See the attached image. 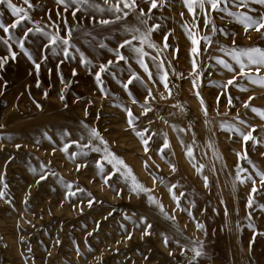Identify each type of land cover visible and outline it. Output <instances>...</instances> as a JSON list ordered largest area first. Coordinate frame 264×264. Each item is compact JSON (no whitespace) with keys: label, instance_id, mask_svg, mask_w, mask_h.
<instances>
[{"label":"rangeland","instance_id":"obj_1","mask_svg":"<svg viewBox=\"0 0 264 264\" xmlns=\"http://www.w3.org/2000/svg\"><path fill=\"white\" fill-rule=\"evenodd\" d=\"M68 2L72 6L65 12L57 0H31V8L25 0H13L29 12L31 21L50 32L54 29L48 27L49 15L58 24L66 18L68 26H74L67 57L59 48L55 53L50 45L45 49L47 39L40 33L25 37V30L34 26L29 20L10 28L9 33L0 29V58L4 59V67L0 68V189L5 193L0 197V264H264V208L259 207L264 205V186L256 175L257 169L264 171V119L243 104L252 96L249 103L264 108V86L247 76H237L239 86L234 81L225 90L233 99L228 105L221 84L234 73L214 59L220 56L239 71V65L228 55L233 46L264 49V30L258 32L253 28L246 32L238 18L244 13L264 14V5L246 0L245 6L240 7L236 0H220L218 8L212 9L206 3L202 11L194 0L190 12L183 0H158L159 6L149 12L150 0H136L139 8L144 9V25L138 23L141 14L135 8L128 17L123 15V11H128L123 0H119L123 9L119 13L112 7L117 0H89L83 6ZM205 13L209 18L207 26L203 24ZM115 15L121 19L105 25L99 23L100 19ZM14 19L6 2H0V21L11 25ZM153 23L160 26L149 37L156 47H149L147 42L143 45L152 80L139 66L135 54L122 48L129 60L110 65V70L101 74L102 85L97 84L94 73L99 64L108 59L115 61L109 49L116 48L121 39L130 35L125 26L136 24L143 32ZM212 24L216 26L214 33ZM188 30L195 34L201 48L195 57L197 65H202L196 69L199 77L193 74ZM164 33L170 45L166 49L162 48ZM60 35H66L63 25ZM20 39L39 63L38 70L19 47ZM9 44L16 52L15 58L10 56ZM222 46L225 51H220ZM81 53L85 63L80 62ZM243 59L247 65V59ZM160 60L167 71L168 89L156 75V63ZM131 71L140 75L155 97L149 98L151 111L143 116L146 90L139 81L129 85L136 97L134 103L122 87ZM252 75L254 79L264 75V69ZM193 79L197 87H193ZM62 89L64 100L60 99ZM197 90L207 106L206 116L199 107ZM37 102L42 107L38 108ZM125 108L132 110L137 130L149 127L150 123L149 132L145 133V138L154 137L149 141V153L144 152L140 137L129 128ZM221 122L235 124L244 131L255 125V142H244L234 128H221ZM85 124L100 131L110 151L124 160L136 180L151 189L165 212L175 219H169L157 205L149 203L148 193L131 191V178L122 176L121 166V172L109 178L111 184L103 181L96 161L104 166L103 175L112 170V165L101 159L105 152L99 140L88 145ZM65 129L70 135L62 141ZM45 132L52 140L43 136ZM164 134L170 148L162 156L156 149L163 143ZM69 139L88 145L84 149L86 155L70 159L71 152L78 151L74 144H69L68 151H61L62 144ZM16 144L21 147L16 148ZM189 146L191 157L186 153ZM95 147L101 151H94ZM53 148L57 151L53 152ZM245 149L248 159L239 158L237 153ZM77 164L81 165L79 170ZM170 164L175 165L176 171H172ZM237 165L247 170L240 172L244 182L236 179ZM45 172L46 178L37 183ZM249 175L257 181V191L251 193V207L247 206ZM205 176L208 187L204 185ZM153 177L157 179L154 181ZM68 182L73 191L79 187L84 192L66 198ZM171 185H176V195L183 193L179 207L169 192ZM87 193L96 198L91 207L86 202ZM140 217H146V222ZM197 222L204 225L203 229L196 228ZM249 224L255 227L250 228ZM128 232L132 233L130 238ZM164 236L168 238L167 244L163 242ZM194 246L199 247L200 255H196Z\"/></svg>","mask_w":264,"mask_h":264},{"label":"snow or ice","instance_id":"obj_2","mask_svg":"<svg viewBox=\"0 0 264 264\" xmlns=\"http://www.w3.org/2000/svg\"><path fill=\"white\" fill-rule=\"evenodd\" d=\"M0 2H6L7 7L11 10V13L14 17H16V19H14L12 21L11 25H5L3 23V21H0V29H2L5 33H9L10 28H16L19 24H21L23 21L25 20H29L31 21V17L29 16V12L27 10H25L24 8H21L19 6H17L16 4L13 3V0H0ZM73 4L77 5V6H83L85 4L89 3V0H72ZM184 4L186 5L188 11H193V3L194 0H183ZM195 2L199 3V8L203 11L205 9V4L207 3L212 9H216L220 6V0H195ZM237 3H239L240 7H244L245 6V2L246 0H236ZM255 3L264 5V0H254ZM58 4H62L64 6V11L67 12L69 7H71L72 5L69 4L68 0H57ZM124 3V8L128 9V11H123V9H121L120 4H119V0H117V3L115 5H113L112 7L115 8V11L117 13L123 11V15L125 17H128L130 15V11L132 9H137L139 11V13L141 14L140 18L138 19V23L139 24H144L147 25V20L143 18L144 16V9L143 8H139L136 0H123ZM25 4L28 5L29 8L33 7L31 0H25ZM94 7L99 8V5H93ZM159 6L158 0H150V7L148 9V11L150 12L153 8H156ZM78 10L77 8H74L73 10V15H75V12ZM103 10V9H101ZM227 9H225L226 11ZM57 15H60L59 11L57 12ZM231 15H238L236 13H231ZM240 18L241 23L244 26V30L247 32L249 29H255L256 31H261L264 30V14H260L258 16H252V15H248L247 13H244L242 17H238ZM121 17L119 15H115L113 18L111 19H100L99 23L101 25H105V24H109L112 23L113 20H120ZM48 21H50L48 27L53 28L54 31H48L46 30L44 27L40 26L38 22L36 21H31L33 23V27L27 28L24 32V36L27 37L29 33L32 32H37L43 35V37H45L47 39V43L44 45V48L47 49L48 46H51V51L52 52H56L57 49L59 48L62 53L67 57L70 53V48L72 46V39H73V27L74 26H68V22L66 18H62V22L61 24H58L55 20L52 19L51 15L48 16ZM93 21L95 22V19L93 18ZM203 24L205 26L209 25V18L207 16V14L205 13L203 16ZM61 25H63L64 27V31L66 32V35L61 36L60 35V30H61ZM159 24L153 23L151 24L150 27L147 28L146 31H141L140 28L136 25V24H132V25H126L125 26V32L126 33H130V35L128 36V38L125 39H121L116 48H111L109 49V51L113 52L115 55V61L112 59H108L106 62H102L99 64L98 69L95 71L94 75L96 78V82L97 84L102 85V79H101V74L105 71L110 70V65H112L115 62H119V61H128L129 60V56H125L120 49L122 48H128L130 50L131 53L135 54L134 58L137 60L139 66L141 68L144 69V71L148 74V79L152 80L153 77V73L150 71L148 64L146 63L144 57L145 55H147V53L145 52V49L143 47L144 43L147 42L149 47H156L155 43L152 42L149 37L152 33L153 29H157L159 28ZM211 30L214 33L216 31V26L215 24L211 25ZM234 35V34H233ZM188 36L191 40V47L189 49V52L192 54V69H193V74L195 77H199L201 74L199 72L196 71L197 67H202V65L198 66L197 65V61L195 59L196 56H198L201 52V48L199 47V42L195 36V34L191 31L188 30ZM2 39V38H0ZM203 39L205 41H207L208 43H211L210 40H208L207 36H204ZM133 41H139V44L133 43ZM5 43H8L7 41H5ZM18 45L21 49L24 50V52L28 55V59L32 61V63L35 65V68L38 70L40 65L39 63H37L32 55L28 52V49L25 48L24 46V40L20 39L18 40ZM233 45H235V41H233ZM102 47L106 46V45H101ZM170 45L168 43V35L167 33L163 34V43H162V48L166 49L169 48ZM8 50L10 53V56L12 58L16 57V52L12 51L11 49V45H8ZM78 51V49H76ZM220 51H225V48L222 46L220 48ZM81 63H85L86 62V58L84 57V54L81 53ZM228 55L231 56L232 60H234L236 62V64L239 65V71H236L233 67V65L231 63H229L227 60L223 59L220 56H216L214 57V59H216L217 63L219 65H222L224 69H227L229 72H233L234 74L230 76V78L226 81V83H222L221 84V92L223 94H225L227 96V93L225 92V90L228 88L229 85H232L234 81H237V76H247L249 80H252L253 83H259L260 85L264 86V75H260L258 77H256L255 79L253 78L252 73H260L262 69H264V49H261L257 46H253V47H248V48H237L235 46H233L231 48V50L228 52ZM42 59H46V56H42ZM243 58L247 59V65L245 64V60ZM153 60H157L156 57H153ZM4 67V59L0 58V68ZM130 67V66H129ZM156 68H157V72L156 75L159 77V81L163 83L164 87L166 89H168V82H167V71L164 70V62L162 60L158 61L156 63ZM73 73H75V69H73ZM136 81H139L140 84L143 86V88L146 90L145 94H144V101L142 104V107L144 108V112L141 113V115L143 116L144 113H148L151 111V101L149 98L155 99V97L153 96V92L152 89L148 87V84L140 77V75L136 72V71H131L130 74L127 77L126 81H122V87L128 91V95L132 98L133 102H137L136 101V97L133 95L132 91L129 89V85L130 84H134ZM209 83H214V81L209 80ZM37 86H39V81L37 80ZM237 86H239V82L237 81ZM65 87H67V85H65ZM193 87H197L196 84V80L193 79ZM101 90L103 91V88H101ZM169 94H171V90L169 89ZM196 96L200 98L199 100V107L200 109L204 112L205 116L207 115V106L205 104V101L203 99V97L201 96V92L199 90L196 91ZM44 95L47 96V92L44 93ZM60 99L64 100L65 97L63 95V89L61 90V94H60ZM217 100H219V96H217L216 98ZM253 99L252 96H249L247 100L243 101V104L246 108H251V110L254 113H257L262 119H264V108H258V107H254L252 106L249 101H251ZM227 103L228 105H231L233 103V99L231 96H227ZM36 106L42 107V105H40L38 102L36 104ZM125 111L127 113V124L129 126V128L135 132V134L140 137V141L144 147V152L145 153H149V148L151 147V145L149 144L150 140H153L154 137L152 135H148L147 138H145V133L149 132V129L151 127L150 123H149V127H143L141 126L139 130H137V124L134 122V118H133V113L132 110L130 108H125ZM85 115H87V111H85ZM237 119H240L239 116H237ZM135 120H139V117H135ZM241 123H245V121L241 120ZM81 123H83V121H81ZM0 127H3V125H0ZM85 129L87 130V134H88V145H92L94 144L95 140H99L101 142V144L103 145V150L105 152V155L101 157V159L103 160H108V162L112 165V170L109 171L106 175H103L104 172V166L102 164H100V161L97 160L96 164L99 167L100 173L102 174V179L105 183L111 184L110 181V177H113L114 173H120L121 172V167L124 169V171L122 172V176L123 177H130L131 178V182H132V187H131V191H135V192H145L148 193V200L149 203L155 204L157 205V207L159 208V210L161 212L164 213L165 216H167L169 219H175L174 216H169L167 212H165L163 204L156 199V197H154L151 194V189L144 187L143 185H141L137 180L136 177L132 174L131 169L129 168V166L124 162V160L121 157H118L115 153H112L110 151V149L108 148V141L104 139V137L101 135L100 131L95 128V127H90L87 124L84 125ZM175 127V126H174ZM221 128L227 127L229 130L231 129H235L236 132L240 135V137H242V140L244 142H248L249 140H253L255 142V138L253 136V129L256 127L255 125H250L249 126V130L244 131L241 128H239L237 125L232 124V123H227V122H221L220 125ZM70 133H68V130L65 129L64 130V134L61 135V140L63 141L65 139L66 136H69ZM43 136L45 138H47L48 140H52V137L49 136L47 134V132L43 133ZM84 137L81 136V139H83ZM69 144H74V145H78V151L76 152H71L69 158L70 159H75L78 156H85L86 153L84 151L85 148H87L88 145H80L78 140H71L69 139L66 143L62 144V147L60 148L61 151H68L69 150ZM16 148H20L21 145L20 144H16L15 145ZM58 147H60L58 145ZM170 148V143L169 140L167 138V135L164 134L163 137V143L161 145H159V147L156 149L162 156L164 154V150ZM53 152L57 151V148H53L52 149ZM94 151L96 152H100L101 148L100 147H95ZM186 153L187 155H189L190 157L192 156V148L189 146L186 149ZM237 156L241 159H248V155H247V151L242 150L241 152L237 153ZM9 159H11V157H9ZM50 163V162H49ZM145 165L147 166V161L144 162ZM249 163H252L251 160H249ZM84 166H87V161H84ZM121 166V167H118ZM42 167H47L46 165H42ZM81 167L80 164L76 165L77 170H79ZM170 167L172 169V171H176L175 165L170 164ZM203 167V165H201V168ZM253 167H255V165H253ZM201 168H197V171H201ZM237 173H236V179L239 180L240 182H244V177L240 176V172L241 171H247L246 169H241L239 165H237ZM32 171H35V169H32ZM53 175H55V173H53ZM256 175L259 177V183L261 186H264V171H260L259 169H257ZM47 173L45 172L44 174L39 176V179L37 180V183H39V181H42L46 178ZM3 179V176H0V180ZM62 179V178H61ZM157 179V177H153V180L155 181ZM247 179L251 182L250 185V194L247 197V206L251 207L253 204V195L251 193H255L257 191V181L252 179V176L249 175L247 177ZM204 180V185L205 187L209 186V181H208V177L205 176L203 177ZM161 182H163L162 178H161ZM5 187H7V185H5ZM65 187L68 189L67 192L64 193L66 198H71L72 196H75L77 193H83L84 190L80 189L79 187L76 188L75 191L72 190V184L71 182H68ZM176 185H171L169 187V192L172 194V198L173 200H175L177 202V206L179 207L180 204V198L183 195V193L180 194V196L176 195L175 192L173 191V189H175ZM117 195H120V191L117 190L116 192ZM5 193L2 189H0V197L4 196ZM87 196L89 197L87 199V204L91 207L95 201V196H93L91 193H87ZM25 201H27V196L25 197ZM193 204L195 203L194 201L192 202ZM259 207L264 208V205H259ZM80 211H83V209H80ZM114 211V210H113ZM226 211V210H225ZM189 214L191 215V212L189 211ZM109 215H111V213H109ZM146 217H140L141 221L146 222ZM97 225H99V222H96ZM196 228L198 229H203L204 225L200 222L196 223ZM250 228H254L255 226L252 224L248 225ZM151 227V225H147V227H145L144 231L145 234L148 233V229ZM90 235V234H89ZM132 235L131 232L127 233L128 238H130ZM255 235V233L253 234ZM163 242L165 244L168 243V238L167 236L163 237ZM57 243H59V241L57 240ZM117 243H119V241H117ZM196 253V255H200V249L198 246H194L193 249ZM77 254H79V249L77 246ZM193 259H195V256L193 257Z\"/></svg>","mask_w":264,"mask_h":264}]
</instances>
